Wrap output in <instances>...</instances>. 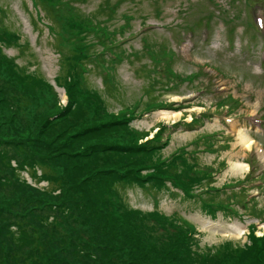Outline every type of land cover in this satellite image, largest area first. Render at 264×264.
Here are the masks:
<instances>
[{
  "label": "rangeland",
  "instance_id": "374dc122",
  "mask_svg": "<svg viewBox=\"0 0 264 264\" xmlns=\"http://www.w3.org/2000/svg\"><path fill=\"white\" fill-rule=\"evenodd\" d=\"M42 1L0 0V264H133L131 226L144 231L136 239L143 253L154 252L139 264H158L176 225L193 234L192 252L222 264L236 262L232 251L250 246L251 234L264 239V0ZM80 54L93 99L71 105L70 64ZM121 118L129 125L105 126ZM164 127L166 148L146 152ZM63 136L77 150L101 153L117 142L131 153L73 162H91L92 178H77L78 198L64 196L72 158L47 155ZM243 138L254 141L250 149ZM173 157L174 169L146 187L130 171ZM96 159L128 171L127 186L111 185L122 223L105 208L85 217L75 203L85 209L89 182L107 181ZM44 169L59 183L50 186ZM100 189L92 195L102 205ZM132 210L142 215L128 217ZM154 212L164 218L152 235ZM112 230L118 241L99 245Z\"/></svg>",
  "mask_w": 264,
  "mask_h": 264
},
{
  "label": "trees",
  "instance_id": "16d2710c",
  "mask_svg": "<svg viewBox=\"0 0 264 264\" xmlns=\"http://www.w3.org/2000/svg\"><path fill=\"white\" fill-rule=\"evenodd\" d=\"M262 1V0H261ZM43 3L44 0L42 1ZM264 3V2H262ZM55 8V7H54ZM68 8L70 9V11H72V8L69 4ZM65 18H63L64 20ZM69 23V22H68ZM208 23V22H207ZM90 50V49H89ZM89 56H93L94 54H91L90 52L88 53ZM104 55V54H103ZM114 59H118L117 56L113 55ZM83 57L81 56H77L74 61L70 64V78H71V84L70 87L67 88L69 91V102L71 103V105L76 104L75 102L80 99L83 98L85 100H92L93 99V94L88 92L86 90L83 89L82 87V73L85 70L84 64L82 63ZM9 65V64H8ZM99 65V64H96ZM102 66V65H100ZM9 67H12L11 65H9ZM13 68V67H12ZM14 69V68H13ZM86 91L90 94H86ZM94 101H96V97L94 95ZM98 102V101H96ZM116 118V117H115ZM130 119L127 118H121L119 121H111L108 124H106L105 126H111L113 127V125H115L117 123V125L119 126H124L125 127L127 125H129ZM102 127H104V125L102 124ZM166 128H162L159 129V131L157 132L156 135H158V142L157 145L156 144H150L145 151L146 152H156V151H160L161 148H166V146L168 145V143L166 144V142L163 140L162 135L163 133H165ZM78 133H76L75 135H77ZM73 136V135H72ZM70 136L65 137L63 136V138L57 140V141H53L49 144V148H47L48 150V154L52 157L53 161L58 160V158L61 156L60 159H68V158H72L70 159L71 161H68L67 166H65V171L67 170L69 177L68 178H64L63 179V185L61 187H59V189L61 190V192L64 194V196H72L75 195L78 198V194L81 192V186L80 183L77 181L79 179H82L85 177L84 180L88 179V178H92L90 175V173H88L90 170H88V162L86 167H81L78 164H73L71 165L73 162H81L82 160H90L95 154H101L105 153L107 156L111 155V158L115 159L114 162L118 161V158L116 156H114V148L115 149H121L123 151H128V146L125 147H119L116 143L114 142L110 145L106 144L104 145V147H102V151H99L101 153H96V147L95 146H91L90 148L84 149V150H77L76 146L74 144H71L70 142ZM160 143V144H158ZM79 146H81L82 142H78ZM117 145V146H116ZM110 146V147H108ZM140 154L142 152H144V150H134L133 154ZM95 153V154H93ZM131 153V152H129ZM41 159L45 160V158L43 156H41V154L39 153ZM117 155V154H115ZM105 157V155H103L102 159ZM159 160V161H158ZM175 157L170 158V159H166V158H158L156 160V162H152L151 164H148L147 166H140V167H134L132 168L130 171H132L135 180L137 181L138 184H140V186L142 187H146L148 184H150V182H152L153 180H157V179H161L158 175L161 174L162 172H171L172 169H174L175 167ZM46 161V160H45ZM47 162V161H46ZM96 163V165H99L98 163H100V160L97 162V159L95 161H93ZM159 162V163H158ZM48 163V162H47ZM66 163V162H65ZM42 167V166H40ZM99 169L103 171V173L105 174L103 183L107 184V188H109V190L107 188H103L104 184L102 182H98L96 183V181H92L89 182L90 185H88V190L90 192V197L92 200H90V204L86 205L85 209H82V202H80V200L78 199L77 201H75V203L78 205V209L81 211V215L85 216V217H93L94 214L96 212L101 213L100 208H105V210H108L109 213L111 214V216H113L115 218V220L119 223H122L124 218L122 216V213L120 212V206L117 204V197L115 196L114 193H111V185L112 182H118V183H122L123 186H127L129 183H127L129 180V175H127L126 173H123L124 171L122 170V165H110L107 164L105 162H103L102 164L99 165ZM177 169V167H176ZM78 172H75L77 171ZM46 169H44V172L41 173L42 175H44L46 181L49 183L50 186L54 185V184H58L59 180H57L55 175H47L46 174ZM72 171H74L72 173ZM146 172L145 174H143V172ZM72 173V174H71ZM130 173V172H129ZM176 175V174H175ZM131 176V175H130ZM167 177L171 180V181H177L178 180V185L177 188L179 186L180 180L179 178L176 176H172L171 173L167 174ZM55 179V180H53ZM127 179V180H126ZM96 184L97 187H101L99 192L100 196H104V204L101 205V202L99 203V201L97 202L98 198L97 196H94L92 194H96ZM180 185H184L181 184ZM186 187V186H185ZM98 190V189H97ZM188 192V191H187ZM101 198V197H100ZM102 200V198H101ZM75 206V205H74ZM76 207V206H75ZM77 209V207H76ZM130 212V211H129ZM96 215V214H95ZM137 215H142V213L139 212H135V211H131V213H128V217H134ZM150 218H152L151 220V224H149V228L148 230H151L152 235L154 232L157 231L156 229V223H159V221L161 219H163L164 217L161 216L160 214H158L157 212H154L152 214L148 215ZM171 226L175 227V221L172 220L171 218L168 219ZM166 221V220H165ZM121 227H125L124 224H120ZM131 226V224H130ZM176 229L175 231L177 232V236L171 240L172 241V248L170 251H168L167 254L165 255H160L158 254V256H154L155 260L158 262V264H181L179 258H184L188 263L190 264H222L218 263L216 261H213V257H211L210 255L206 254V253H199V252H192V247L189 246L190 244V240L193 237V234L190 233V231L187 230V228L183 227V226H177L176 225ZM162 228L166 229V226H163ZM178 229V231H177ZM112 233H114V231H111ZM140 232H144L142 229L139 230L136 226H131V230H129L128 235L131 236L130 240H134L135 244L131 245V247L134 249V251L132 252V254L130 255V260L132 261L133 264H139L140 261H143L144 257H148L151 253L154 252H150L149 255H146L143 253V249L141 248V243L136 241L138 235H140ZM115 234V233H114ZM111 235L108 236L110 238L109 242H104L103 244H99L101 246H104L106 248L110 247L111 244L110 242H112L113 240L118 241V236L116 235ZM262 241H264L263 238H256L253 234H251V240L250 243L251 245L248 246L245 249H236L233 250L232 252L235 255V259L236 262L234 263H230V264H264V244L262 243ZM118 243H122L121 241H119ZM258 243H262V245L258 244ZM38 249L41 250L38 246ZM232 250V249H231ZM42 254V252H41ZM170 256H174L175 258H171ZM121 262V257H119ZM125 259V258H124ZM155 261V262H156ZM214 262V263H213ZM38 264H47L46 263V258H42L40 263Z\"/></svg>",
  "mask_w": 264,
  "mask_h": 264
},
{
  "label": "bare ground",
  "instance_id": "6f19581e",
  "mask_svg": "<svg viewBox=\"0 0 264 264\" xmlns=\"http://www.w3.org/2000/svg\"><path fill=\"white\" fill-rule=\"evenodd\" d=\"M243 140L246 141L245 144H246L247 149H250L251 146L253 145L254 141L253 140H246L245 138H243ZM260 155L262 156V159H264V154L262 151H260ZM235 168L241 172L249 170V166L247 164H244V163H238L237 165H235ZM243 234H244V232L242 230H239L236 235L242 236Z\"/></svg>",
  "mask_w": 264,
  "mask_h": 264
}]
</instances>
